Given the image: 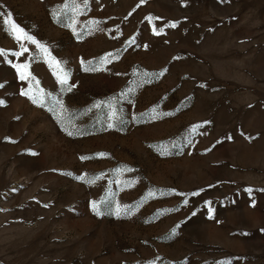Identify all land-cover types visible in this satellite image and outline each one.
Masks as SVG:
<instances>
[{"label": "rangeland", "instance_id": "1", "mask_svg": "<svg viewBox=\"0 0 264 264\" xmlns=\"http://www.w3.org/2000/svg\"><path fill=\"white\" fill-rule=\"evenodd\" d=\"M0 264H264V0H0Z\"/></svg>", "mask_w": 264, "mask_h": 264}]
</instances>
